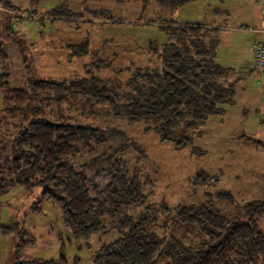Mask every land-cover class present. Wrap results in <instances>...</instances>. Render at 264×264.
<instances>
[{"label": "trees", "instance_id": "16d2710c", "mask_svg": "<svg viewBox=\"0 0 264 264\" xmlns=\"http://www.w3.org/2000/svg\"><path fill=\"white\" fill-rule=\"evenodd\" d=\"M0 1L2 8L20 12L10 0ZM161 1L174 7L183 2ZM163 30L165 39L147 43L150 62L115 69V78L100 76L112 68L113 59L97 57L85 77L33 80L28 91L6 89L4 113L17 124L5 126H12L17 136L13 156L0 140V193L41 187L42 199L58 205L75 240L89 241L117 229L120 236L97 250L95 264H264V199L237 209L234 192L221 189L205 193V201L197 205L153 203L157 180L138 163L128 164L125 146L97 152L111 139H127V133L82 124L65 107L71 100L86 102L92 115L148 123L147 130L176 149L191 144L210 116L232 104L235 85L231 69L217 60L216 29L167 24ZM68 50L73 59L97 54L87 41ZM29 103L30 112H25ZM215 182L216 176L206 172L193 178L195 185ZM134 208L139 210L124 212ZM13 229L0 225L3 234ZM23 236L12 264H69L65 256L24 257V250L37 241Z\"/></svg>", "mask_w": 264, "mask_h": 264}, {"label": "rangeland", "instance_id": "374dc122", "mask_svg": "<svg viewBox=\"0 0 264 264\" xmlns=\"http://www.w3.org/2000/svg\"><path fill=\"white\" fill-rule=\"evenodd\" d=\"M10 2L20 12L0 5V140L6 143L11 156L17 131L5 126L6 122H16L4 113L6 89L28 91L33 80L85 77L91 74L86 67L97 57L113 59L112 68L100 76L115 78V69L126 68L131 62H150L145 52L147 43L165 39L163 26L202 25L218 33L217 60L231 69L235 97L232 104L224 106L222 114L207 119L201 133L185 148L162 143L147 130L144 121L131 122L112 114L92 115L85 108L88 103L75 100L65 107L71 108L69 114L82 124L127 133V139H111L97 152L125 146L128 164L138 163L157 180L153 203L197 205L205 201V193L221 189L234 192L237 209L252 199H264V144L254 145L242 138L245 135L264 143V80L255 68L253 52L264 39L259 32L258 0H183L177 7L161 0ZM84 41L90 43L96 56L71 58L68 46ZM30 104L25 112H30ZM202 172L216 176V182L195 185L194 176ZM41 192V187L32 191L17 187L0 193V225L14 228L7 234L0 233V264H12L16 244L20 238L25 239L24 233L37 241L24 250V257L57 260L65 256L69 264H95L97 250L120 236L112 228L89 241L75 240L63 223L61 209L42 199ZM261 227L264 231V214Z\"/></svg>", "mask_w": 264, "mask_h": 264}, {"label": "built area", "instance_id": "2783aa9c", "mask_svg": "<svg viewBox=\"0 0 264 264\" xmlns=\"http://www.w3.org/2000/svg\"><path fill=\"white\" fill-rule=\"evenodd\" d=\"M258 1L261 13L259 32L264 34V0ZM253 52L255 54V68L261 74V77L264 80V39L256 44Z\"/></svg>", "mask_w": 264, "mask_h": 264}]
</instances>
